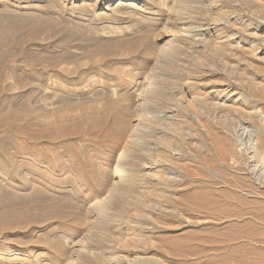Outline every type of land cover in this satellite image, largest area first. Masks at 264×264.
<instances>
[{
    "label": "rangeland",
    "instance_id": "rangeland-1",
    "mask_svg": "<svg viewBox=\"0 0 264 264\" xmlns=\"http://www.w3.org/2000/svg\"><path fill=\"white\" fill-rule=\"evenodd\" d=\"M19 3L89 29L38 34L52 52L42 65L58 62L30 70L41 84L4 79L14 122L0 120V264H264V0ZM113 104L127 128L114 151L85 123L46 139V125L70 117L76 130L84 111ZM70 142L97 160L93 180ZM62 199L71 206L51 208Z\"/></svg>",
    "mask_w": 264,
    "mask_h": 264
},
{
    "label": "bare ground",
    "instance_id": "bare-ground-1",
    "mask_svg": "<svg viewBox=\"0 0 264 264\" xmlns=\"http://www.w3.org/2000/svg\"><path fill=\"white\" fill-rule=\"evenodd\" d=\"M57 15V13H56ZM59 15V13H58ZM59 16H61V18H59ZM58 17H56L55 15H53L52 9L50 7H47L46 9H39V8H28L23 6L22 4L19 3V0H7L6 2H2L0 0V120H2V124L1 127H3L2 129L6 130L9 129V127L12 126L14 121H7L10 116V109L13 108L14 102L12 101V99L8 98V97H4L7 94V90L5 88V86L3 85L4 79L7 78V76L12 77L14 80H23L25 78L27 79H31V80H35L38 81L40 84L43 82L44 78L42 77V75L40 74H36L33 72H30L31 69H38L39 68H43L41 69V72L43 73V71H52L54 69H56V66L58 64V62H52L47 66H43L42 62L44 61V59H46L52 52L49 49L40 51L37 50V46L41 45L43 42H40L38 40V34L45 31L49 34V40H53L54 35L52 34L54 32L55 29H57L59 26H63L64 27V33L63 34H69L70 31L73 29L76 32L81 31V28L83 29H89L88 25H81L78 22H74V23H70L72 24V29L69 28L66 23L67 21H65L66 16L60 12V15ZM61 22V23H60ZM79 26H82L81 28ZM83 41V40H82ZM51 42V41H49ZM51 44V43H50ZM67 44H69L68 42L64 45L65 47L67 46ZM70 45V44H69ZM42 47V46H41ZM50 57V56H49ZM15 60H22V62L24 63V66L28 67L27 70H23L21 71V69L18 66H11L10 63L15 61ZM32 71V70H31ZM59 83V82H58ZM54 84V83H53ZM62 84V83H61ZM58 85V84H57ZM43 86V85H42ZM41 86V88H42ZM69 86V85H68ZM44 87V86H43ZM58 87V86H57ZM56 89V88H55ZM72 88H70L71 90ZM51 90V89H50ZM68 90V89H67ZM73 90V89H72ZM60 91V90H59ZM63 91V90H62ZM60 91V92H62ZM71 92V91H70ZM74 92V91H73ZM51 93V92H50ZM55 98V97H54ZM55 100V99H54ZM21 105V104H20ZM27 105L26 103L24 104V106ZM23 106V107H24ZM146 106V105H145ZM22 107V108H23ZM28 107V105H27ZM25 108V107H24ZM147 111V108L144 109V106L142 107V112ZM7 112V113H6ZM13 114V113H11ZM122 113L121 110H117L116 106L113 104L112 106H107L106 108H103L102 110H98L96 108H92L88 111H84L83 114L80 116V118L78 119V125L76 130H69L65 127V124L68 121H72L73 118H60L58 119L55 124H51V125H46V127H48L49 132L48 135L46 136V139L48 141H50L51 143L54 142L55 140V135L53 133H56V130H59V132H61V134H59L60 139L64 140L69 138V136H73L75 134H77L78 136H81L83 133V126L82 124H87L89 125V130L91 131V133H95V132H102L100 141L95 140L96 144H98V147H107V148H113L116 146V144L120 141H122V138L127 135V128L125 127H121L119 128L118 126V122H120V119ZM12 116V115H11ZM16 116V115H15ZM26 119V118H24ZM76 119V118H75ZM11 120V119H10ZM30 120V118H29ZM28 122V121H27ZM75 123V122H74ZM123 123V122H122ZM121 123V124H122ZM69 124V123H68ZM128 125V124H127ZM29 126V125H28ZM40 126V124H39ZM88 127V126H87ZM23 129H21V134L26 133V128H24L22 126ZM33 129V127H32ZM47 129V128H46ZM30 131V130H29ZM3 133V132H2ZM82 133V134H81ZM39 134V135H38ZM81 134V135H80ZM26 135V134H24ZM58 135V134H57ZM37 136H39L40 138L43 136L40 133H37ZM23 137V136H21ZM96 137V136H95ZM38 138V137H37ZM70 139V138H69ZM68 139V140H69ZM1 141V140H0ZM34 141V140H33ZM94 141V140H93ZM49 142V143H50ZM92 142V141H91ZM90 142V144H91ZM99 142V143H98ZM71 143V142H70ZM70 143H68L70 145ZM94 143V142H93ZM54 144V143H53ZM89 144V145H90ZM95 144V145H96ZM94 145V144H93ZM34 146V145H33ZM67 146V145H66ZM84 146V145H83ZM51 147V145H50ZM80 147V146H79ZM96 147V148H98ZM36 148V147H35ZM39 150H41L39 147H37ZM52 148V147H51ZM68 148V147H66ZM71 150H73V152H75L74 154H76V162L74 161L73 163H75L73 167H75L77 170H79L80 174L82 177L87 178V179H91L94 178L92 175L95 172L93 170V165L95 163L94 159H90V157H88V154L86 153V149L85 148H81L80 150L78 148H75L74 144L71 143ZM89 148V147H88ZM87 148V149H88ZM102 149V148H101ZM106 149V148H105ZM115 149V148H114ZM61 150V149H60ZM69 150V148H68ZM111 150V149H110ZM98 151H100L99 153H101V150L98 149ZM114 151V150H113ZM69 152V151H68ZM105 152V151H104ZM103 152V153H104ZM112 152V151H111ZM110 152V153H111ZM39 153V152H36ZM41 153V151H40ZM25 154V153H24ZM73 154V156H75ZM14 155V154H13ZM45 155V154H44ZM10 156V155H9ZM43 157V156H42ZM10 158V157H9ZM12 158V157H11ZM15 158V157H13ZM12 158V159H13ZM41 158V157H39ZM11 160V159H10ZM14 161V160H12ZM37 162V161H36ZM47 162V161H46ZM57 162V161H56ZM39 163V162H38ZM77 163V164H76ZM30 164V163H29ZM27 165V164H26ZM27 167V166H26ZM106 167V166H105ZM177 167V166H176ZM24 168V167H23ZM74 168V169H75ZM120 168V164L117 162L114 166L115 171H117ZM17 169V168H16ZM15 169V170H16ZM27 169V168H26ZM33 169V168H32ZM20 170V169H19ZM18 171V170H17ZM24 171V169H23ZM27 171V170H26ZM30 171V170H29ZM32 171V170H31ZM102 171V170H101ZM35 172H37L35 170ZM38 172L42 173L41 171L38 170ZM21 173V172H20ZM34 173V172H33ZM38 173V174H40ZM96 173V172H95ZM107 173V172H106ZM118 173V172H117ZM18 174V173H17ZM26 174V173H25ZM43 174V173H42ZM49 174V173H48ZM48 174H45L48 176ZM79 174V176H80ZM97 174V173H96ZM102 174H105V172L102 171ZM169 174V173H168ZM37 175V174H36ZM95 175V174H94ZM98 175V174H97ZM106 175V174H105ZM51 176V175H49ZM100 176V174H99ZM98 176V177H99ZM80 177V178H82ZM52 178V177H50ZM49 178V179H50ZM53 179V178H52ZM86 179V180H87ZM84 180V179H83ZM90 180V181H91ZM50 181V180H49ZM95 181V180H94ZM52 183V182H51ZM93 183V181H92ZM96 183V182H94ZM102 183V182H101ZM49 185V183H48ZM91 185V184H89ZM96 186V184H94ZM2 186V185H1ZM75 186V185H74ZM214 186V185H213ZM76 187V186H75ZM74 187V188H75ZM165 187V186H164ZM200 187V186H199ZM1 188V187H0ZM79 188V186H77V189ZM95 188V187H94ZM98 188V187H97ZM95 188V189H97ZM92 189V188H91ZM133 189V188H132ZM214 189V188H213ZM2 190V189H1ZM68 190V189H67ZM6 191V190H4ZM58 191V190H57ZM81 191V190H80ZM132 191V190H131ZM203 191V190H201ZM59 195L63 196L66 195V189H60ZM165 192V191H164ZM208 192V191H207ZM134 193V192H133ZM199 193V192H198ZM209 193V192H208ZM218 193V192H217ZM1 194V193H0ZM214 194V193H213ZM129 195V194H128ZM162 195V194H161ZM204 195V194H203ZM168 197V196H167ZM198 197V196H197ZM202 197V196H201ZM204 197V196H203ZM76 198V197H75ZM170 198V197H169ZM207 198V197H206ZM14 199V198H13ZM171 199V198H170ZM173 199V198H172ZM175 199V198H174ZM186 199V198H185ZM205 199V198H202ZM201 199V200H202ZM209 199V198H208ZM8 200V199H7ZM16 201V200H15ZM61 203L57 204L59 206H56V204L53 205V207H51L52 209L54 208H58L59 207H67V206H71L70 201H65V199H62L60 201ZM8 203V202H7ZM22 203V202H20ZM58 203V202H57ZM173 204V202H171ZM26 207V206H24ZM36 207V206H35ZM73 207V206H72ZM23 208V207H21ZM176 208V207H175ZM189 208V207H188ZM2 209V208H1ZM11 209V208H10ZM26 209V208H25ZM48 209V208H47ZM56 209V210H58ZM180 209V208H179ZM18 210H21L20 208ZM23 210V209H22ZM6 211V210H5ZM31 211V210H30ZM52 211V210H50ZM49 211V212H50ZM19 212V211H17ZM37 213V211H35ZM42 212V211H41ZM58 212V211H57ZM1 213V212H0ZM7 213V212H6ZM14 213V212H13ZM20 213H23L20 211ZM34 213V212H33ZM52 213L49 218H57V219H62L65 217L64 214L62 213ZM48 213V214H50ZM31 214V213H30ZM39 214V211L38 213ZM36 214V215H37ZM11 215V214H10ZM15 215V214H14ZM25 216V215H24ZM32 216V215H30ZM47 216V215H46ZM45 216V217H46ZM69 216V214H68ZM1 217V216H0ZM17 217H20L17 216ZM35 217V216H34ZM38 217V216H36ZM32 218V217H31ZM30 218V220L32 221V219ZM40 218V217H38ZM44 218V217H43ZM8 219L7 214L5 216L2 217L1 222L3 223L4 221H6ZM41 221H45L44 219L40 218ZM51 219V220H52ZM9 220H11L9 218ZM14 219L12 218V221ZM36 220V219H35ZM38 220V219H37ZM36 220V221H37ZM64 220V219H62ZM61 220V221H62ZM66 220V219H65ZM15 221V220H14ZM46 221H48L46 219ZM45 221V222H46ZM54 221V219L52 220ZM8 222V221H7ZM10 222V221H9ZM38 222V221H37ZM50 222V221H49ZM35 223V222H33ZM32 223V226L34 225ZM13 224V223H12ZM15 224V222H14ZM13 224V225H14ZM40 224V223H39ZM53 224V223H51ZM29 225V224H28ZM27 227V226H26ZM25 227V228H26ZM57 227V226H56ZM18 228V226H17ZM21 227H19L18 229H20ZM24 228V229H25ZM30 228V227H29ZM32 228V227H31ZM54 229V228H53ZM59 229V227H58ZM57 230V229H55ZM55 233V232H54ZM1 234V233H0ZM51 234V233H50ZM49 234V235H50ZM56 235V234H55ZM57 237V236H56ZM50 239V237H48ZM55 238H52V240H47L46 241V245L49 247H54L55 245ZM175 242V241H174ZM176 243V242H175ZM174 244V243H173ZM177 246V245H176ZM60 251V250H59ZM58 251V252H59ZM177 251V250H176ZM61 252V251H60ZM187 253V252H186ZM214 258V257H213Z\"/></svg>",
    "mask_w": 264,
    "mask_h": 264
}]
</instances>
